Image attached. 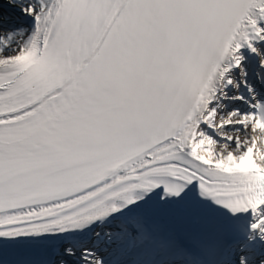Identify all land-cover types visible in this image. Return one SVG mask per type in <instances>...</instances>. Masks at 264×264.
Instances as JSON below:
<instances>
[{
  "label": "snow or ice",
  "instance_id": "snow-or-ice-1",
  "mask_svg": "<svg viewBox=\"0 0 264 264\" xmlns=\"http://www.w3.org/2000/svg\"><path fill=\"white\" fill-rule=\"evenodd\" d=\"M0 264H264V0H0Z\"/></svg>",
  "mask_w": 264,
  "mask_h": 264
}]
</instances>
